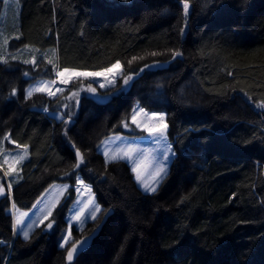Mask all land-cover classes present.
I'll use <instances>...</instances> for the list:
<instances>
[{
  "label": "trees",
  "instance_id": "obj_1",
  "mask_svg": "<svg viewBox=\"0 0 264 264\" xmlns=\"http://www.w3.org/2000/svg\"><path fill=\"white\" fill-rule=\"evenodd\" d=\"M188 2L186 19L179 0H16L4 15L10 50H53L58 69L100 71L120 61L118 84L132 79L104 102L81 96L65 125L67 115L56 120L34 108L60 99L25 98L30 81L53 76L45 61L33 68L16 58L0 62V140L28 146L12 187L15 205L28 208L51 183L74 185L79 173L103 210L73 239L111 210L69 262L57 230L13 239L2 198L0 264H264V110L256 106L264 101V0ZM173 50L182 55L173 59ZM134 102L166 113L177 153L152 194L93 151L107 135L135 132ZM72 143L84 157L79 169Z\"/></svg>",
  "mask_w": 264,
  "mask_h": 264
},
{
  "label": "rangeland",
  "instance_id": "obj_2",
  "mask_svg": "<svg viewBox=\"0 0 264 264\" xmlns=\"http://www.w3.org/2000/svg\"><path fill=\"white\" fill-rule=\"evenodd\" d=\"M16 0H3V8L2 12L0 14V24L1 21L6 15V13L9 11L11 7H15ZM14 36V34L8 30H5V28L0 26V62L5 61L7 58H16L20 62H24L25 60L29 61V65L33 67L37 66L40 61H45L44 64L52 69L53 76L51 78H37L32 81H30L25 89L24 94L26 96V92L28 90H33V96L36 94L43 95L44 97H47L51 100H58L60 101L53 104V106H50V108L45 106H35V109L41 110L46 115L50 117H56V120H61L64 118L63 116L66 115V113L71 112L72 115L75 114V108L78 106V102L81 96H88L96 101L97 98H99V101L104 102L108 100L111 96H114L117 93H120L121 91H124L128 88L131 80L127 85L124 84V80L121 83L118 84V79L121 76L122 73V67L119 70H114L117 72L116 81L113 84H108L107 80L103 77H76L71 75L73 71H87V70H78V69H69V74L66 77L69 79L68 84H61L59 82V79L56 77V71H60L63 69L55 68V70L52 67V64H54V51L53 50H47L42 51L39 49H35L32 47H19L14 50H10V46H8V43H5V41H9ZM14 51V52H12ZM33 57H35L36 64L33 65L31 63ZM44 58V59H43ZM48 61H52V63H48ZM102 71V70H100ZM90 72H99V71H90ZM55 81L56 83L53 84L52 82ZM91 84L93 88L96 89L95 96L87 91L88 85ZM101 84H104L105 87H100ZM121 84V85H120ZM41 85H46L51 91L56 92V95L53 97L48 96L47 92H37L35 89ZM117 87V88H116ZM59 88L61 91L57 92L56 89ZM72 93H78L76 97L72 96ZM131 111L129 114V124H131V127L129 128L130 131L134 129L135 132L132 134H126V132H118V133H112L110 135L105 136L102 138V140L95 146L93 151L95 152V155H99L103 162L105 164H121L123 168L127 169V173L130 175L131 182L135 185V189L146 194L143 187L136 181L135 174L131 171L132 163L130 161H120V162H105V156L104 152L108 151L110 154H116L118 149L126 148V146L132 145V146H139V148L142 149H155L157 146L150 142L151 138L148 137V134L145 132H142L140 129H137L134 124H132V115H133V109L136 110V112H139V108L142 107L138 102H134L131 105ZM47 108L48 111L45 112L44 109ZM145 109V108H144ZM146 112L151 113L152 111L146 110ZM155 113H164V112H155ZM137 118L141 121H144L145 123L150 122L149 119H146L144 115L139 114ZM69 125V124H67ZM119 135L121 138L116 139V136ZM5 136L2 137V140H0V162L3 161L5 156H16L18 154L27 153V149H24L22 146L18 147L17 144H15L12 140H5ZM104 143H101V142ZM170 142V140H169ZM99 146V147H98ZM28 153L26 155V158L17 165L16 170L13 172L11 177H5L4 171L7 170V165H4V168L0 170L3 180L1 184H3L5 187H7V184L9 182L12 183V186L14 183L19 182L22 177L20 174V166L21 164L27 160ZM76 159V158H75ZM76 161V160H75ZM140 163V161H137ZM79 169V168H77ZM144 175L146 173L142 174V179L144 178ZM77 176L81 177L79 173L76 174ZM82 179V178H81ZM83 180V179H82ZM84 184L88 185L91 188V192H88L85 190L84 187L77 185L75 181V186L70 185L68 183H64L61 181L53 182L51 183L32 203V205L28 208H20L17 207L13 208L12 204L15 202L13 199H9L10 201H7L8 207L5 209V214L10 217L11 224H12V230H13V224L15 219L20 217V213H27L26 216L22 218L23 222L18 225L17 227L19 229H23V231H28L29 238L36 233V231H40L42 234L45 232H52L53 230H57V239L59 243L60 248H65L67 245H69L70 242H72L73 239V231H81L86 224L88 223H96V220L94 221L91 218V212L93 210L94 205H98L101 209L100 212H98L97 218L101 216L102 214V206L97 202L94 192L92 190V186L86 182L85 180ZM147 182V181H146ZM67 186V188H65ZM72 187V188H70ZM72 189V195L70 198H68L67 191L68 189ZM77 188H79V193L77 192ZM152 194V193H148ZM91 200V203L89 202ZM63 202V203H62ZM55 204L56 207L52 209L53 216L56 215L55 209L59 207V204L63 206L62 213L60 215V218L58 221L54 220V223H57V226L52 229L47 228V224L53 220L49 217L48 220H45L43 224L40 223V220L43 219V216L47 214V210L49 208H52V205ZM33 205H36V207H33ZM87 205V207H85ZM105 214V213H104ZM80 216V219L77 220L76 217ZM35 221V224L33 223ZM100 221V220H99ZM56 225V224H55ZM23 231L14 233L13 230V239L16 237H19L21 239H24L23 237ZM67 237V242H65L64 238ZM5 244V242H2ZM61 244H64V247H61Z\"/></svg>",
  "mask_w": 264,
  "mask_h": 264
},
{
  "label": "snow or ice",
  "instance_id": "obj_3",
  "mask_svg": "<svg viewBox=\"0 0 264 264\" xmlns=\"http://www.w3.org/2000/svg\"><path fill=\"white\" fill-rule=\"evenodd\" d=\"M180 3L183 5V14L185 19L190 15V3L188 0H179ZM183 32L184 29H181ZM7 43V41H5ZM153 56L158 55V53H152ZM172 58L175 59L182 55L180 51L173 50ZM133 59H136L135 57ZM142 59V57L140 58ZM25 64H28L29 61L25 60ZM31 63L33 65L36 64L35 57H33ZM48 63H52V61H48ZM129 64H131V61H129ZM53 69L55 70L56 65L52 64ZM145 67H149L148 65H145ZM121 68L120 61H116L115 64H112L110 67L103 69L99 72H90V71H73L71 75L76 77H100L103 76L108 84H113L116 81L117 72L114 70H119ZM69 69H63L60 71H56V77L59 79V82L61 84H68L69 79L66 77L69 74ZM143 71V69H141ZM231 75V73H229ZM25 75H28V73H25ZM132 79L131 75H125L124 76V84L127 85L129 81ZM53 84L56 82L53 81ZM100 87H105L104 84H101ZM37 92H47L48 96L53 97L56 95V92L51 91L46 85H41L35 89ZM57 92L61 91V89L57 88ZM87 91L95 96L96 89L91 86V84L88 85ZM16 90L13 89L11 95H15ZM33 90H28L26 92L25 98L28 99L32 97ZM78 93H72L73 97H76ZM252 98L249 97V100ZM99 102V98H97ZM256 106L262 110H264V101L259 102L256 104ZM45 112L48 111L47 108L44 109ZM139 114H142L145 116L146 119H149L150 122L145 123L144 121H141L137 118ZM68 116L67 120H63V123L67 125L72 120V113L68 112L66 113ZM56 117H54L55 119ZM132 124L136 126L137 129H140L142 132H145L148 134V137L151 138L152 143H154L157 147L155 149H142L139 148V146H126V148L118 149L116 154H110L108 151L104 152L105 156V162H120L130 161L132 163L131 171L135 174L136 181L143 187L146 194L148 193H155L158 190V187L160 183L168 176L170 171V164L173 161V159L176 157L177 153L174 149V144L169 142L168 139V128L169 124L166 122V113H155V112H146L144 107L139 108V112L137 113L135 109H133V115H132ZM124 127L127 128L128 125L125 123ZM65 135H67V132H65ZM121 137L119 135L116 136V139H120ZM6 141L9 140V137L6 135L4 138ZM101 143H104L103 141ZM75 151V157H76V164L73 165V168H80L81 165L85 163L83 154L81 151L76 148L75 143H72L71 145ZM18 147H20L18 145ZM99 147V146H98ZM24 149H27L28 146L24 145ZM27 153L18 154L16 156H5L3 161L0 162V170L4 168V165H7V170L4 171L5 177H11L13 172L16 170L17 165H19L25 158ZM137 161H140L138 163ZM146 173L144 175V178L142 179V174ZM147 181V182H146ZM77 185H80L85 188L86 191L91 192V188L88 185L84 184V181L81 179V177L77 176L76 178ZM12 183L9 182L7 184V190H5V187L3 184H0V196H5L6 198L11 199L12 197ZM67 188V186H65ZM77 192L79 193V188H77ZM91 203V200L89 201ZM13 208H16L15 203L12 204ZM33 207H36V205H33ZM56 205L53 204L52 208H49L47 210V214L43 216V219L40 220V223L43 224L45 220H48L49 217L53 216L52 209L55 208ZM87 207V205H85ZM101 209L98 205L93 206V210L91 212V218L95 221L97 219V213L100 212ZM27 213H20V217L15 219L13 224V230L14 233L23 231V229H19L17 226L20 225L23 220L22 218L26 216ZM77 220L80 219V216L78 215L76 217ZM54 219L50 221L47 224L48 229L53 228ZM35 224V221H33ZM23 237L25 240L29 239V233L28 231H23ZM67 237L64 238L65 242H67ZM2 243V241H0ZM79 243V242H77ZM77 243L72 244V247L67 250V260L69 262L73 261L74 259V253L78 251L77 249ZM61 247H64V244H61Z\"/></svg>",
  "mask_w": 264,
  "mask_h": 264
},
{
  "label": "water",
  "instance_id": "obj_4",
  "mask_svg": "<svg viewBox=\"0 0 264 264\" xmlns=\"http://www.w3.org/2000/svg\"><path fill=\"white\" fill-rule=\"evenodd\" d=\"M5 190H7V187H5ZM2 198H6V197L0 196V200ZM6 199H8V201H10L9 198H6ZM12 199L13 198L11 197V200ZM110 213H111V210L106 211L105 214H103L100 221L96 224V226L91 230V232L89 234L83 235V236L79 237L78 239H76L70 243L67 250L72 247V244L79 242V243H77L78 251L74 253V259H76L82 252H84L90 246L92 240L98 234L99 229L101 228V226L104 223V221L106 220V218L110 215ZM66 255H67V252H66Z\"/></svg>",
  "mask_w": 264,
  "mask_h": 264
},
{
  "label": "flooded vegetation",
  "instance_id": "obj_5",
  "mask_svg": "<svg viewBox=\"0 0 264 264\" xmlns=\"http://www.w3.org/2000/svg\"><path fill=\"white\" fill-rule=\"evenodd\" d=\"M51 219V218H50ZM54 226H55V224H54Z\"/></svg>",
  "mask_w": 264,
  "mask_h": 264
}]
</instances>
